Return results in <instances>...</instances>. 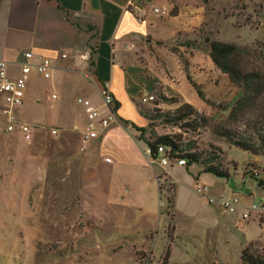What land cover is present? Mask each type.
I'll list each match as a JSON object with an SVG mask.
<instances>
[{"label":"rangeland","instance_id":"obj_1","mask_svg":"<svg viewBox=\"0 0 264 264\" xmlns=\"http://www.w3.org/2000/svg\"><path fill=\"white\" fill-rule=\"evenodd\" d=\"M216 1L219 13H214V19L216 21L219 18V26H216L213 20L207 30L203 29L204 33H207L212 41L235 43L245 49L248 53L245 64L249 69L257 70L264 64V0H214L213 3ZM213 6L214 4H211V7ZM200 41L201 39L197 37L191 40V45L180 44L179 47L182 49L175 48L178 51V59L176 58L174 66L177 67L179 63L183 68L193 69V71L195 69L194 72L198 73L199 79L204 78L202 83L209 85L210 89L206 86L203 89L202 86L196 85L207 99L204 110L198 111L193 107L198 116L204 118L205 123L201 125L199 121L198 125L195 124L192 127L184 126V124H190V121L181 122L179 125L167 123L164 117L166 114L171 116L184 105L198 106L199 104H181L178 99L174 104L158 103L160 95L168 96L161 85L154 87L150 92L139 93L135 102L139 110L135 108L136 117L140 124L147 126L146 140L152 138V132L157 136H181L183 143L193 144L197 152H211L215 149L221 151L220 168L222 167L225 172L238 167L251 172L257 171L255 175L257 180L251 184L248 183L244 193L253 195L254 201H264V187L259 185L260 180L264 182V157L244 153L236 149L226 138L218 135L222 126L228 127L225 123L226 119L241 98L242 89L230 83L226 87L222 83L223 77L220 73H215L214 76L209 73L213 72V63L206 66V60L200 58L203 49L206 51L208 43L199 44ZM197 55H199L198 58H196ZM160 64L158 68L159 72L165 75L163 78L167 77L176 84L174 74L167 68L168 62L164 61ZM41 83L43 84L40 86L42 99L46 107L54 103L59 105L67 102L70 109L79 110L77 96H83V93L74 92L67 97L63 92L61 96L57 94V100L52 101L51 96L55 93L54 90L48 86L47 81L42 79ZM30 88L31 84L26 93L27 99L30 95H35L34 91H29ZM145 93L154 96L155 100L158 98V102L144 104ZM27 99L26 104L29 103ZM262 101L264 96L260 98V102ZM140 111L147 114V123L140 117L142 116ZM24 113L23 117L26 120L40 126L32 142H27L17 134H6L0 117V264L148 263L152 261V256L148 252L134 251L127 244L126 237L132 239L139 233V237L143 239L146 231L152 229L158 241H161L155 248L156 251H160L162 241L166 242L165 234H172L171 225L176 227L181 237L178 245L181 247L182 241L186 245V249L182 246L175 254L176 263L183 259L181 255L183 251H189L190 256L201 258L197 261L198 264H216L211 257H217V254L210 248L206 249L205 244L207 232L212 229L211 214L224 215L221 208L210 204L196 191L198 186H208L209 180L215 178L214 175L205 173L203 166L196 164L190 169L192 177L200 174L199 180L197 176L193 178L197 181L193 186L191 181L183 176L178 179L177 186L185 192L184 194L180 192L177 196L188 202L182 205L183 208L181 202L178 204L179 211L177 209L178 213L175 212V218H172L174 207H169L167 201L168 198L174 197L175 184L166 182L161 186L163 195H158L157 173L155 174L153 167L150 166V169L146 170V175L150 173V182L156 190L152 201L141 202L143 204L141 206L136 203L138 200L135 202L128 200L130 195L126 194V190H130L131 182L126 178V168L114 164L112 189L115 196H111L108 202H98L93 199V191L96 190H92L91 187L99 180L100 173L96 171L97 167L92 165L90 155L82 156L78 153L76 136L70 134L65 138L61 134L52 137L48 130L60 127L51 125L53 122L52 117H49L50 114L46 118L48 113L36 114L27 105ZM251 120H253V114L249 115L244 123L229 126L238 131L239 135L247 134L248 138L256 140L257 133L245 125ZM44 126L46 127L43 128ZM139 137L140 133L136 138ZM61 141L63 143H60ZM138 148L143 149L144 155L147 156V146L139 144ZM119 151L115 145H100L101 155L114 158L117 164L121 158ZM147 160L150 161L149 158ZM154 167L158 166L154 165ZM159 170L161 169L158 168L160 178L164 179V171L159 172ZM233 176L223 178L229 190L241 187L240 180ZM144 207L149 209L153 215L152 219L149 218L148 222L139 219L138 216L129 219L133 214L140 215L137 208L144 209ZM187 210H189L188 215H191L189 217L183 213ZM143 212H146L145 209ZM260 223L263 226L260 238L255 230L252 237L244 240V246L256 240L255 242L259 244L257 248L259 250L264 248V216ZM237 247L235 244L229 248L218 247L220 251L218 258L222 261L221 264H226L228 260L229 264H242ZM205 257L207 260L204 259ZM166 260L167 258L162 256L160 262L163 261L165 264Z\"/></svg>","mask_w":264,"mask_h":264},{"label":"crops","instance_id":"obj_2","mask_svg":"<svg viewBox=\"0 0 264 264\" xmlns=\"http://www.w3.org/2000/svg\"><path fill=\"white\" fill-rule=\"evenodd\" d=\"M213 1L0 0V60H6L10 63L12 74L18 73L19 67L24 61L23 54L31 51L52 60L54 66L52 79L45 80L55 92L51 96L52 101L58 99L57 94L61 96L64 92L68 97L77 92L85 95H78L77 98L90 99L100 105V85L108 83L111 88L117 106L119 123L106 130L99 140L92 142L90 149L84 154L79 151L81 134L87 129V120L83 108L78 105L79 110L77 108L70 109V105L66 104L67 102L59 105L54 103L46 107L40 88L43 85L41 83L43 78L37 73H33L31 76L24 92V107L19 111L22 118H24L26 105L30 106V109L34 110L36 114L48 113L46 118L50 114L49 117H52L51 121L53 122L51 125L60 127L55 128L52 126L59 130L57 135L62 134L65 138H67L66 135L70 134L76 136L78 153L82 156L90 155L92 165H95L97 167L96 171L100 173L99 180L94 182L91 187L92 190H96L93 191V199L98 202H108L111 196H115L112 189L114 164L126 168V178L131 182L130 190H126V194L130 195L128 200L132 202L138 200L136 203L141 204V206L143 205L141 202L148 203L149 200L152 201L153 193L156 190L150 182V173L147 176L146 170L153 167L154 173H157L158 195H163L161 186L166 182L175 184L173 218H175V212L177 214L179 211L178 204L181 202L182 206L185 202H188V200L177 196L180 192L182 194L185 192L177 186L179 185L178 179L183 176L191 181V186H193L197 182L193 178L197 176V180H199L200 174L198 173L192 177L193 174L190 171L192 167L164 169L160 166H151L147 160L148 158H146L147 156L144 155L143 149L138 148L139 144L146 146L143 141L136 138L139 134L138 128L146 130L147 126L138 122L135 102L139 93L143 91L150 92L154 87L161 85L164 87L167 97L176 98L181 104L198 103V106L192 107L198 111L204 110L207 99L204 95L205 100L198 96L192 82L195 85L202 86L203 89L205 86L210 89L209 85L202 83L204 78L200 77L199 79L198 73L194 72L195 69L193 71V69L183 68L182 64L179 63H177V67L174 66L178 56V51L175 48L182 49L179 47L180 44L191 45V40L197 37L201 39L199 44L206 45L207 40L212 41L203 29L207 30L211 26V21H215L214 13H219L216 8L218 7L217 1L214 3ZM210 3L214 6L211 7ZM149 6L167 11L168 15L155 14ZM218 21L219 18L215 21L216 26H219ZM93 36H95V39H92ZM94 42L98 50L92 57L93 65L91 64V67L84 71V62L79 60L76 64L75 55L86 51ZM206 46V51L203 49L200 58L206 60V66H210L213 62H211L209 54V43ZM63 55H67L68 59H63ZM198 57L199 55L196 56V58ZM159 61L168 62L167 68L170 73L174 74L176 84H173L167 77L163 78L165 75L159 72L158 65H161ZM212 71L209 73L213 76L215 73L222 75V83L226 87L228 83L234 85L229 77L215 65ZM85 72L91 79L85 76ZM30 84L29 91H34L35 95H30V98L27 99L26 93ZM36 84H38V88ZM26 99L29 100L28 104H26ZM137 111H139L138 108ZM140 117L147 123L146 118ZM51 129L48 130L50 136L56 137V135H51ZM39 130L34 133V137ZM101 144L115 145L120 150L119 164L116 163L114 158L101 155ZM106 159H110V162H106ZM158 168L161 169L159 172L164 171L165 173V180L161 179V182L158 180V177L160 178ZM227 174L229 177L234 175V178H238L241 187L229 190L226 187L227 183L224 182L225 179L215 176V178L209 180L210 195L212 197L226 196L231 198L236 194H242L245 196L246 206H248L249 203L254 201L253 195L245 194L244 188L248 183L254 182L253 175H257L256 171L251 172L238 167L237 169L228 170ZM137 209L140 215L133 214L129 219L137 216L147 222L150 220L149 218L152 219L153 215L148 208L144 207L145 213L143 212L144 209ZM244 211L245 208H242L233 214L223 211L224 216L211 214L210 219L213 218L212 229L207 232L205 246L206 249L210 248L217 254V257H211L216 261V264L222 263L218 258L220 252L218 247L229 248L233 244L237 245L236 250L240 254L241 261L242 251L249 245L244 246V240L252 237L255 230L256 234L259 233V238L262 235L261 220H254L253 218L244 220ZM183 213L186 217L191 216L188 215L189 210L183 211ZM171 227L173 229L172 234H165L166 242L163 243L162 241V245L159 247L160 251H156L155 248L161 241H158L152 229L146 231L143 239L139 237V233L137 237L132 239L126 237L127 244L134 251L148 252L152 256V261L148 263L141 262V264H163L160 259L162 256L166 258L167 250L169 251V257L165 264H198L197 261H200L201 258L190 256L189 251H183L181 254L183 259L176 263L175 254L182 246L186 249V245L183 241L181 247L178 245L181 237L176 227L172 225ZM214 228L215 230H213ZM128 238L129 241H127ZM255 241L252 240V242ZM204 259L207 260V257ZM226 264H229V260L226 261Z\"/></svg>","mask_w":264,"mask_h":264},{"label":"trees","instance_id":"obj_3","mask_svg":"<svg viewBox=\"0 0 264 264\" xmlns=\"http://www.w3.org/2000/svg\"><path fill=\"white\" fill-rule=\"evenodd\" d=\"M207 2V0H204ZM95 39V36L92 37ZM209 54L213 64L224 74H226L230 81L242 89V96L232 108L229 116L226 119L227 128L223 126L219 130V136L226 138L228 142L235 146L236 149L248 153L252 156L264 157V101L260 102V98L264 96V64L257 70H251L245 64L247 59V52L240 48L235 43H223L219 41H209ZM97 45L93 49V56L97 53ZM93 65V61L91 63ZM191 81V79L189 78ZM200 98L204 99L202 92L192 82ZM155 100L158 103H177L175 98H167L159 96ZM205 100V99H204ZM140 114L147 119V114L140 111ZM253 114V120L246 122L245 125L257 133L256 140L248 138L247 134H238V131L229 125L244 123L245 119ZM165 115V114H164ZM165 120L169 124L179 125L184 121H190V124H184L185 127H192V125L199 124V121L204 122V118L198 116V113L190 105H184L177 109L173 115L166 114ZM253 123V126H252ZM151 127V126H150ZM230 127V128H229ZM140 133L139 141H143L147 148L155 156L160 146L166 147L170 151V159L172 161L184 159L187 163L186 168L193 165H201L204 167V172L212 174L219 178H228L227 172L221 166V151L215 149L211 152H197L193 148V144H185L181 140V136H157L152 132V138L145 139L147 130L138 128ZM255 178V175H253ZM259 185L264 187V182L259 181ZM169 207H174V197L167 199ZM173 218V216H172ZM253 243V244H252ZM249 246L243 249L241 254L242 264H264V248L259 250L257 242H252ZM169 257V251L166 253V258Z\"/></svg>","mask_w":264,"mask_h":264},{"label":"built area","instance_id":"obj_4","mask_svg":"<svg viewBox=\"0 0 264 264\" xmlns=\"http://www.w3.org/2000/svg\"><path fill=\"white\" fill-rule=\"evenodd\" d=\"M149 7L155 14L160 16L168 15L167 11H162L152 6ZM94 48L95 42L86 51L75 55L76 64H78L79 60L84 62V71L91 67ZM62 58L68 59V56L63 55ZM23 59L24 61L19 67L17 74L11 73L8 61L0 60V117L6 134H17L27 142H31L34 138V133L40 126L30 123L19 115V111L23 109L25 104L24 92L33 73H37L44 80H51L54 66L49 58L31 51L24 53ZM85 76L90 77L86 72ZM99 97L101 99L100 105L83 97L77 99V104L83 108L87 120V129L81 134L80 138L79 151L82 154L86 153L92 142L99 140L106 130L119 123L117 106L108 83L100 85ZM154 101V96L147 93L144 94V104H151ZM50 132L51 135L55 136L59 130L52 128ZM169 153L170 151L163 146L158 148L155 156L147 149V157L152 166L157 165L164 169L186 167L187 163L184 159L172 161ZM106 162H110V159H106ZM158 180L161 182V178L158 177ZM196 191L201 197L206 198L210 204L217 205L225 212L233 214L245 208L244 220H251L252 218L254 220H262L264 216V201H253L246 206L247 201L242 194H236L231 198L226 196L212 197L208 186H198Z\"/></svg>","mask_w":264,"mask_h":264},{"label":"water","instance_id":"obj_5","mask_svg":"<svg viewBox=\"0 0 264 264\" xmlns=\"http://www.w3.org/2000/svg\"><path fill=\"white\" fill-rule=\"evenodd\" d=\"M96 0H93V2H95Z\"/></svg>","mask_w":264,"mask_h":264}]
</instances>
